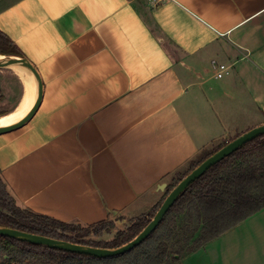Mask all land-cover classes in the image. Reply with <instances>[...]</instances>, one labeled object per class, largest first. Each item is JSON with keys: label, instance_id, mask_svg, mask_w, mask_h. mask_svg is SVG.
Masks as SVG:
<instances>
[{"label": "crops", "instance_id": "1", "mask_svg": "<svg viewBox=\"0 0 264 264\" xmlns=\"http://www.w3.org/2000/svg\"><path fill=\"white\" fill-rule=\"evenodd\" d=\"M0 30L43 83L31 120L0 134L3 177L36 213L127 223L203 150L233 140L231 114L264 118V0H0ZM12 74L0 119L24 92ZM241 224L250 231L187 259L224 264L233 235L239 256L264 264V209Z\"/></svg>", "mask_w": 264, "mask_h": 264}, {"label": "trees", "instance_id": "2", "mask_svg": "<svg viewBox=\"0 0 264 264\" xmlns=\"http://www.w3.org/2000/svg\"><path fill=\"white\" fill-rule=\"evenodd\" d=\"M0 55L24 57L13 40L1 30ZM4 98L0 85V104ZM4 112L0 110V115ZM227 143L203 150L191 162L189 169L179 174L168 187L165 196L149 212L132 219L125 229H117L114 220L84 225L36 213L17 201L0 168V226L93 247H119L149 224L168 193L186 175ZM263 208L264 135L246 143L195 180L155 231L125 254L99 258L0 236L1 264H169L176 246L179 247L175 252L177 255L196 252ZM179 225L183 237L176 240ZM114 229L117 230L112 239L95 240V237L110 234ZM173 240L176 241L172 244Z\"/></svg>", "mask_w": 264, "mask_h": 264}, {"label": "water", "instance_id": "3", "mask_svg": "<svg viewBox=\"0 0 264 264\" xmlns=\"http://www.w3.org/2000/svg\"><path fill=\"white\" fill-rule=\"evenodd\" d=\"M3 58L0 59V69H13L21 67L26 69L34 78L36 83V98L31 109L24 115L21 119L15 123L7 126H0V134L5 133L16 128L25 125L31 120L35 112L37 111L41 99L43 96V83L40 74L33 63H31L27 58L16 55H0ZM264 135V123L256 126L238 137L234 138L232 141L228 142L224 147H222L218 152L211 155L208 159L202 162L199 166L193 169L188 175H186L166 196L164 202L162 203L159 210L156 212L155 216L151 219L149 224L132 240L129 242L116 247V248H101L93 247L88 245H82L77 243H72L64 240H58L42 235H36L28 233L25 231L3 227L0 226V236L11 237L21 241H26L32 244L46 246L53 249H59L66 252L79 253L91 255L99 258H110L125 254L142 242H144L155 229L163 221L167 212L175 204V202L183 195V193L188 189V187L198 178H200L208 169L213 165L221 162L224 158L238 150L240 147L246 143ZM125 222V221H124Z\"/></svg>", "mask_w": 264, "mask_h": 264}, {"label": "rangeland", "instance_id": "4", "mask_svg": "<svg viewBox=\"0 0 264 264\" xmlns=\"http://www.w3.org/2000/svg\"><path fill=\"white\" fill-rule=\"evenodd\" d=\"M15 71L16 70H13V69H0V78H3V80L1 82L5 83L4 84V87H5L4 91L6 92V94H8V91H9L8 85L11 83H14V81L16 79L15 74H12V73H15ZM18 77H20V76H18ZM14 91L15 90L13 88H11V92L14 93ZM8 103H10V100L6 99V101L3 100V102L0 104V110L5 111L3 114L11 111V109H8L10 106V104H8ZM11 106H13V105H11ZM242 112H246V111L242 110ZM3 114H1V115H3ZM231 118H234V122L236 125L240 124L238 129H236V133H235V136L233 137V139L236 138L237 135L239 136V135L243 134L244 132H246V131H248V130L256 127V126L263 124V122H264L263 121L264 118L261 117V115H259L258 113L255 114L254 111H252L251 113H247V114L246 113H239V114L236 113V115L231 114ZM237 119H239V121H237ZM219 144H220V142L219 143L217 142L214 145H212L211 147H209V149H212L213 147H216ZM183 173H179V174H183ZM178 175L175 176L174 180L177 179ZM164 190H165L164 193L166 194L168 188L164 189ZM151 209H152L151 207L135 208L134 211H132L130 214H136V215L139 214L138 217H140L141 215L147 213ZM262 210H260L259 212H261ZM181 219H184V218H181ZM123 220L124 219H122L116 223L117 229H125L130 224L131 219H129V221L127 223L123 222ZM241 223L238 224L237 226H235L234 230H237V231L233 232L232 231L233 229H230L224 235H227L228 233H233V235H234L235 233H237L239 231H244V230H246V232L250 231V230L246 229L245 226H241L242 225ZM260 225H262V224H260ZM249 227L254 228L252 226H249ZM117 229H114L110 234H104L101 237H95V240L106 241V240L112 239L114 237ZM176 233L178 235V238L177 237L175 238L176 240L181 239L183 237V233L181 232L180 225H179L178 229L176 230ZM233 235H232V237H233ZM232 237L225 236V238H222V239H225L224 240L225 242L222 244V259H223L224 264H243L242 258L244 256H247V257L250 256V258L247 260L246 264H261L262 263L261 259H259L261 256L256 257L257 259H259L257 261L254 260L255 258H252V256L250 255L251 253H246V254H243L242 256H239L242 250L238 249L237 243L233 240ZM176 240L171 241V243L173 244ZM184 242L185 241H183L182 243L184 244ZM258 242L260 243V245H264V241H263L262 237L260 238V240ZM177 250H179L178 246H176L175 251L174 250L172 251V255L170 256L168 263L169 264H191V260L187 259V257H186V255L190 254V253H183V255H181V254L177 255L175 253ZM174 256H175V258H174ZM0 264H1V259H0Z\"/></svg>", "mask_w": 264, "mask_h": 264}, {"label": "bare ground", "instance_id": "5", "mask_svg": "<svg viewBox=\"0 0 264 264\" xmlns=\"http://www.w3.org/2000/svg\"><path fill=\"white\" fill-rule=\"evenodd\" d=\"M3 56H0V59ZM16 72L19 74L23 81L24 92L19 102V107L11 113L6 119H0V126H7L15 123L21 119L31 109L36 98V83L33 76L24 68H16ZM3 117V116H2Z\"/></svg>", "mask_w": 264, "mask_h": 264}, {"label": "built area", "instance_id": "6", "mask_svg": "<svg viewBox=\"0 0 264 264\" xmlns=\"http://www.w3.org/2000/svg\"><path fill=\"white\" fill-rule=\"evenodd\" d=\"M151 1H152L154 4H156V3L160 2L161 0H151ZM226 69H227L226 66H221V67H220V71H219L218 74H217V77H218V78L222 77V75H223V73L225 72Z\"/></svg>", "mask_w": 264, "mask_h": 264}]
</instances>
